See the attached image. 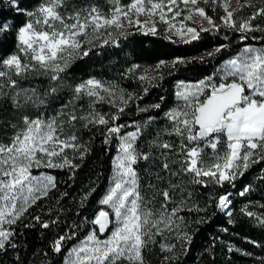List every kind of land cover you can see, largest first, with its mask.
I'll list each match as a JSON object with an SVG mask.
<instances>
[{
  "label": "snow or ice",
  "instance_id": "6c2138e0",
  "mask_svg": "<svg viewBox=\"0 0 264 264\" xmlns=\"http://www.w3.org/2000/svg\"><path fill=\"white\" fill-rule=\"evenodd\" d=\"M201 3L222 14L209 15ZM245 8L252 11L238 15ZM221 30L226 43L204 56L159 60L152 67L131 63L119 73L137 82L142 95L117 79L70 82L77 60L95 49H119L121 39L131 35L164 32L173 43L191 44L202 33ZM229 32L242 45L237 54L202 78L177 81L172 106L161 111L164 96L139 104L150 88L160 86L164 69L172 74L228 51ZM250 40L264 41V0H236L235 6L232 0H0V253L20 248L21 225H39L53 233L47 251H34L42 257L39 264H50L53 256L60 264H152V257L158 264H177L192 244V225L207 221L200 213L214 205L234 225L231 192L210 195L201 206L192 201V189L235 188L264 162V44L253 46ZM132 106L141 118L121 122ZM155 112L160 115L150 114ZM98 133L105 152L114 153L99 210L72 223L34 214L31 210L42 211L40 201L58 189L48 170L73 179L81 166L75 161L91 153ZM258 179L264 181V174ZM252 190L245 185L238 195ZM95 191L93 181L80 208ZM250 207L264 210V203L239 209L264 228V211ZM185 213L196 216L189 220ZM227 251L253 256L231 245ZM256 259L264 264V257Z\"/></svg>",
  "mask_w": 264,
  "mask_h": 264
},
{
  "label": "trees",
  "instance_id": "16d2710c",
  "mask_svg": "<svg viewBox=\"0 0 264 264\" xmlns=\"http://www.w3.org/2000/svg\"><path fill=\"white\" fill-rule=\"evenodd\" d=\"M253 2L256 3L257 0H253ZM199 6L204 7L209 15L217 19L222 14L219 8L213 13L208 5L201 3ZM251 11L252 9L245 8L238 15L246 16ZM225 34L224 30H221L218 34L202 33L200 40L193 41L191 44L173 43L172 40L166 38L167 34L164 32H161L156 37L139 34L131 35L127 39H121V47L119 49H95L90 53L89 57L77 60L69 71L70 82H79L89 76L117 79L129 91L142 95L140 85L137 82L132 79H121L119 76V73L124 71L131 63L152 67L159 60L171 61L176 57H201L207 51L226 43L223 39ZM227 35L232 38L231 41H228L232 43V47L228 51L205 64L191 63L186 67L179 66V70L172 74H168L167 69H164L165 75L164 79L160 81V86L150 88L147 95H144V98L139 101V104L144 106L156 103L159 101L160 96H164L165 100L162 103L161 111L172 106L174 104V85L177 81H195L202 78L212 73L215 68L222 66L229 56L237 54L242 45L236 41L234 34L229 32ZM172 39L178 40L177 37ZM248 43L259 47L264 44V41L250 40ZM114 52H119L121 55L119 57L114 56ZM25 86H27V82H25ZM3 104L5 112L10 110V105L6 101ZM104 110L106 111L107 109L105 108ZM150 114L160 115L159 112ZM140 118V115L135 113V106H132L128 109V115L124 116L121 122ZM88 136L89 134L85 132L84 139L87 140ZM102 140L103 135L100 133L96 134L92 143L91 153L85 157L83 162L75 161L81 166L76 171L73 179H69V174L65 171L48 170L50 174L57 177L59 181L58 189L51 194V198L40 201L43 205L42 211L38 208L31 210L34 214H40L42 219L46 221L58 218L62 222L72 223L84 215L91 218L99 210L101 206L98 201L104 195L110 181L111 157L114 155L113 152H105ZM261 169H264V162L249 169L244 177L236 181L235 188L225 185L224 188H216L213 191L209 188L193 187L192 201L201 206L210 195L218 196L224 192H231V199L235 208V224H228V217L216 210L214 205L209 208L207 214L200 213V215H206L207 221L203 224L192 225L190 229L193 232L192 244L187 254L180 256L177 264L252 263L258 261L256 257H264V228L258 227L239 211L241 207L249 204V202L253 205L264 203V181L258 179L260 175L264 174ZM93 181L95 182L96 191L89 197L86 207L80 208V199L88 191V188L93 186ZM249 184L252 185L253 190L247 196L240 197L238 195L239 191ZM64 192H67V195L61 198V194ZM250 210L256 212L264 211L257 207H250ZM77 211H79L80 216L76 215ZM49 212L51 213L50 215ZM185 215L189 220L194 219L196 216L195 213H185ZM224 228H227L228 231L224 232ZM19 232L21 235H18L17 242L20 243V248L0 253V264H21V262L22 264H32L33 260H36L37 264H39L42 257L34 255V251H47L45 245L53 233L41 229L39 225L30 229H25L21 225ZM81 235H83V232ZM245 238L258 242L261 247L257 248L253 244L247 243ZM230 245L251 252L253 256H243L237 252L229 253L227 249ZM17 254H19V260L16 258ZM151 259L152 264H158L155 257ZM50 264H60V257L53 256Z\"/></svg>",
  "mask_w": 264,
  "mask_h": 264
},
{
  "label": "rangeland",
  "instance_id": "374dc122",
  "mask_svg": "<svg viewBox=\"0 0 264 264\" xmlns=\"http://www.w3.org/2000/svg\"><path fill=\"white\" fill-rule=\"evenodd\" d=\"M235 3H236V0H232L233 6H235ZM216 264H261V262L258 260L252 263L224 262V263H216Z\"/></svg>",
  "mask_w": 264,
  "mask_h": 264
}]
</instances>
